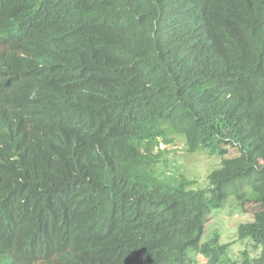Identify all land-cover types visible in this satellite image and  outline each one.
<instances>
[{"label":"trees","instance_id":"obj_1","mask_svg":"<svg viewBox=\"0 0 264 264\" xmlns=\"http://www.w3.org/2000/svg\"><path fill=\"white\" fill-rule=\"evenodd\" d=\"M0 264H264V0H0Z\"/></svg>","mask_w":264,"mask_h":264},{"label":"rangeland","instance_id":"obj_2","mask_svg":"<svg viewBox=\"0 0 264 264\" xmlns=\"http://www.w3.org/2000/svg\"><path fill=\"white\" fill-rule=\"evenodd\" d=\"M176 142L170 145L163 146L170 152L168 166L163 165L162 170L172 171L176 174H182L190 180L198 182V188L206 186V179L213 171L221 167V160L209 156L207 153L197 155L189 154L186 150L185 140L178 135H172ZM249 214H242L241 209L237 205L236 200L230 198L223 211L215 213L209 220L205 228L203 240H207L214 234L221 237V241L233 242L235 240V227L244 221H250Z\"/></svg>","mask_w":264,"mask_h":264}]
</instances>
